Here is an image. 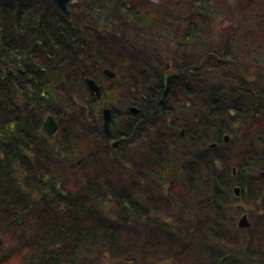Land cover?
Masks as SVG:
<instances>
[{"label":"trees","instance_id":"16d2710c","mask_svg":"<svg viewBox=\"0 0 264 264\" xmlns=\"http://www.w3.org/2000/svg\"><path fill=\"white\" fill-rule=\"evenodd\" d=\"M229 1L77 0L67 20L50 0H0V236L18 228L24 249L13 264H264V215L237 226L242 204H264V7ZM92 8L107 41L90 54L71 38H99L80 20Z\"/></svg>","mask_w":264,"mask_h":264},{"label":"bare ground","instance_id":"6f19581e","mask_svg":"<svg viewBox=\"0 0 264 264\" xmlns=\"http://www.w3.org/2000/svg\"><path fill=\"white\" fill-rule=\"evenodd\" d=\"M75 3H77V0H75L73 3H68L67 4V9H68V11H69V13H70V15L68 16V17H66L63 13H62V11L60 10V9H58L59 11H60V13H61V15L65 18V19H67V20H69L70 18H71V15H72V12H71V9H70V6L71 5H74ZM94 8V7H93ZM92 8V10L91 11H89V12H87L86 14H84L83 16L84 17H82L81 16V18H80V20H81V22L83 23V21L85 20V21H88V22H85V23H87V24H89L91 27V29L93 30V32H95V33H98V36H99V38L96 40V39H91V38H93L92 37V34L90 33V31L89 30H85V29H83L82 31H81V33H80V37H81V39H82V42L81 43H78V41H79V39L77 38V37H72L71 38V40L74 42V44H77V46H81V47H84V50H85V52L88 50V52L91 54V53H94L95 51H93V50H90V48H92V47H94V44H96L97 42H99V41H102V42H106L107 40H106V33H107V31H106V24L105 23H102V24H100V25H93V20H94V18H95V14L98 12V10L97 9H93ZM139 26H141V24L139 25ZM142 27V26H141ZM65 31H68V29H64ZM26 37H27V39L28 40H31V37L33 36L32 35V33L31 32H29V31H26L25 32V34H24ZM85 40H87V41H85ZM85 41V42H84ZM84 42V43H83ZM113 43H114V41H113ZM54 44H55V47L56 48H58V49H63V45L62 44H59L58 43V41H54ZM52 50H54V49H51V50H47L46 52H50V51H52ZM37 52V51H36ZM42 51H40V53H41ZM37 53H39V51L37 52ZM54 54L53 55H58V51H54L53 52ZM46 61H48L47 60V58H46ZM105 70V69H104ZM104 70H103V73H104ZM10 72V75H11V71H9ZM105 74V73H104ZM13 75V74H12ZM106 75V74H105ZM107 76V75H106ZM108 77V76H107ZM88 79H92V78H85V82H86V84H87V80ZM14 83H16V84H19V85H21V86H23V89L20 87V89L21 90H24L23 91V93L25 94L24 96H25V98L27 97L28 98V101H33V97L31 96V94H29V92L32 90V85H28V84H23V83H20L17 79H15L14 81H13ZM87 86H88V84H87ZM118 101V100H117ZM136 107L137 106H129V108H128V111H130L131 113H133L132 111H131V109H135L137 112H138V109H136ZM104 109H107V108H104ZM104 109H102V112H103V110ZM109 109V108H108ZM110 110V109H109ZM136 112V113H137ZM133 114H135V113H133ZM103 122H104V118H103V114H102V118H101V126L103 127ZM107 125L109 126L110 125V123H109V120H108V123H107ZM103 132L106 134V135H108V128H107V131L105 132V130H103ZM179 134L180 135H183V131H181L180 130V132H179ZM225 137H226V135H225ZM215 144H211L210 146L212 147V146H214ZM262 172V171H261ZM260 172V173H261ZM259 173V174H260ZM260 176H262L263 177V175H261L260 174ZM233 193L235 194V192L233 191ZM239 195V189H238V194H235V196H238Z\"/></svg>","mask_w":264,"mask_h":264},{"label":"rangeland","instance_id":"374dc122","mask_svg":"<svg viewBox=\"0 0 264 264\" xmlns=\"http://www.w3.org/2000/svg\"><path fill=\"white\" fill-rule=\"evenodd\" d=\"M149 1L155 2V1H158V0H149ZM234 1L235 0H230L229 2H231L233 4L235 2H237L238 5H241L242 4L241 2L243 0H236L235 2ZM255 3H256V5L259 8L264 7V0H256ZM239 14H236V15H239ZM242 18H243V15L241 16V19ZM217 24H218L217 25V31H219V30H222L223 28L227 27L229 25V21L222 20V18H220V20H219V22H217ZM227 138H228V140H227L226 143L229 142L230 136L227 135ZM224 147H226V146H223V148ZM257 203H258L257 207L259 206V208L256 207L255 209L252 206H250V204H242L241 205V210H244L245 209L250 214V216L248 218L249 219V223L251 222V219L252 220H256L258 215H262V214L264 215V204L263 205H260L259 202H257ZM252 209H254V210H252ZM238 219H239V217H238ZM263 219H264V217H263ZM262 228H264V226ZM18 231H19V229L17 228L15 230V233L14 234H9L7 236H0L1 241H2L1 246H0V264H13L14 262H16V260L18 258L19 252L22 253L24 251V249L22 248V246L19 245V243L17 242ZM28 237L29 236H26L24 238V241ZM20 239L23 241L22 238H20Z\"/></svg>","mask_w":264,"mask_h":264},{"label":"water","instance_id":"95a60500","mask_svg":"<svg viewBox=\"0 0 264 264\" xmlns=\"http://www.w3.org/2000/svg\"><path fill=\"white\" fill-rule=\"evenodd\" d=\"M61 11L62 13L68 17L70 15L68 9H67V4L68 3H73L75 0H51ZM104 73L106 75H108L109 77H113L114 76V73L111 72L110 70L108 69H105L104 70ZM87 84H88V87H89V90H90V93L93 94V95H99L100 94V88L99 86L94 82V80L92 79H88L87 80ZM131 111L133 113H136L137 111L135 109H131ZM103 118H104V122H103V128L105 130V132L107 131V123H108V120H109V117H110V111L109 109H104L103 110ZM57 122L55 120V118L53 116H47L44 123H43V129L46 131L47 134L49 135H52L56 132L57 130ZM225 141L228 140L227 136L224 138ZM261 175H263L264 177V171H262L260 173ZM234 192L235 194H238V188L235 187L234 188ZM238 226L240 228H245V227H248L249 226V222L247 220V217L246 215H242L238 222H237Z\"/></svg>","mask_w":264,"mask_h":264}]
</instances>
